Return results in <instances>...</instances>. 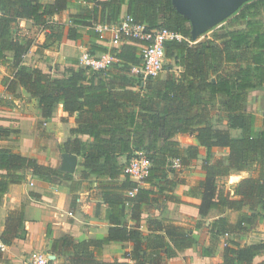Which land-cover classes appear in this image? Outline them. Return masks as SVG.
Instances as JSON below:
<instances>
[{
  "label": "trees",
  "instance_id": "trees-1",
  "mask_svg": "<svg viewBox=\"0 0 264 264\" xmlns=\"http://www.w3.org/2000/svg\"><path fill=\"white\" fill-rule=\"evenodd\" d=\"M44 1L0 0V67L10 71L2 80L6 98H0V105L8 99H22L19 90L23 89L26 100L37 102L43 118H52L59 106L70 117L77 115L78 126L72 134L88 136L90 141L76 137L59 145V150L79 157L84 167L82 178L94 175L106 179L100 182L99 189L108 206L106 220L110 224L108 235L102 240L76 243L70 236L55 239L51 249L54 254L67 257L65 264H170L179 251L194 248L197 241L192 233L172 221L150 219L148 233L141 231V222L147 206L173 198L164 193L166 189L160 183L173 167V161L179 160L182 168H188L198 160L201 148L206 150L201 166L203 179L191 189L200 200L199 215L205 219L220 207L241 211L235 225L226 218L214 221L210 229L212 238L229 235L226 239H233L237 229L263 217L264 119L261 129L256 131V117L246 109L251 95L264 90V0L246 3L210 31L209 41L199 43L192 40L191 23L176 11L172 0ZM72 2H82L87 7L83 13L71 15L74 21L67 31L68 40H83L78 27L118 24L123 8L128 6L127 14L137 24H145L148 30L165 28L188 39L165 43L166 60L181 72L170 71L165 79L159 77L143 83L140 76L132 74V68L142 64L139 48L131 43L119 48L99 46L96 40L107 42L108 38L96 31L90 53L112 54L116 61L107 71L79 65L77 69H67L63 77H56L25 65L34 46L41 51L52 48V36L66 26L48 20L62 15ZM23 21L27 26L49 30L41 45H36L28 27L20 25ZM219 99L223 100L221 117L227 130L216 128L213 123L212 111ZM233 130L241 135L233 136ZM14 133L0 127V139ZM190 134L197 145L181 148L176 137ZM215 150L226 151L227 159L213 161ZM137 152L144 153L152 162L144 179V184L151 188H143L125 172ZM122 156L127 157L126 164H120ZM235 171L258 172V176L241 180L232 199L220 193L218 180ZM27 172L55 183L74 179L61 170L40 165L35 158L0 148V206L11 186L27 182ZM130 192L135 195L129 196ZM127 206L134 224L125 221ZM25 223L23 210L10 212L0 242L12 246L15 241L26 239ZM112 242L132 244L123 255L125 261L100 260L104 247ZM238 244L234 239V244L224 250L220 264H255L257 257L264 256V242ZM201 254L211 257L212 250L203 247ZM0 263L12 264L4 258L2 249ZM257 264H264V260Z\"/></svg>",
  "mask_w": 264,
  "mask_h": 264
},
{
  "label": "crops",
  "instance_id": "crops-1",
  "mask_svg": "<svg viewBox=\"0 0 264 264\" xmlns=\"http://www.w3.org/2000/svg\"><path fill=\"white\" fill-rule=\"evenodd\" d=\"M81 3L72 2L64 13L74 14V9ZM127 11L128 6H125L122 17L127 15ZM23 22L26 23L25 21ZM79 32L85 34L82 31ZM93 37L94 33H91L90 42H87L86 37H84L81 40L82 42H78V45H76L77 42L72 41L74 46H78L79 51L78 49L71 51V49L62 48L59 52H53L52 55L60 58V62L64 63L63 66L77 69L85 48L87 45L91 46L94 42ZM96 43L103 47H106L107 44L106 41L101 39L96 40ZM38 45H41V43H38ZM44 51L49 53L51 50ZM66 51H69V53H66ZM38 53H40L38 46H34L25 58V65L42 69L44 72L51 73L56 77H63L66 74V71L64 73L62 71L56 72L52 66L47 70L44 69L42 64L37 62L39 61ZM97 55H101V53H97ZM32 56H34V63L31 62ZM4 69L5 67H0V70ZM178 70L181 71L179 68ZM167 75L163 76L162 79H165ZM5 76H7L5 72L0 75V98H6L5 89L2 86V80ZM19 93L22 99H8L4 101V104L0 105V127L16 131L8 138L0 139V148H10L25 157L35 158L40 165L60 170L62 153L59 150V145L70 139L74 140L76 137L84 142H89V137L72 134V130L78 126L76 123L77 115L70 117L64 112L63 107L59 106L52 118H43L37 102L32 100L30 103V101L26 100V94L23 89H20ZM42 127L45 128L47 133H43L42 130L44 128ZM179 136L177 137L179 138ZM53 145H57L58 150L53 148ZM191 145H197V142L193 141ZM202 149L200 150L202 151ZM119 162L120 164H126L127 157H120ZM79 168L82 170L81 178L76 177L78 174L76 172ZM174 168H181L177 172L186 169L182 167ZM83 171L84 167L80 164L79 159L76 172L70 174L74 177L72 181L58 180L56 183L43 181L35 178L31 172H27L26 183L10 187L0 206V234L5 229V221L9 213L23 210L25 212L27 235L26 239L17 240L12 246H4L0 242L5 259L12 264H22V260L27 253L33 250H42L43 248L50 250L52 249L53 241L64 236H70L76 243H80L90 240H102L108 235L110 229V224L106 220L108 206L104 203L99 189L100 182L106 181V179L98 178L94 175L84 179L82 178ZM169 172L172 173L173 169H169ZM91 177H95V179H91ZM202 179L203 175L199 171L197 180ZM87 180H93L95 184L89 185L86 183ZM121 180H125V177H122ZM187 183L188 181H182L177 184L176 188L172 186L176 185V183L162 184V187L166 189L164 193L168 197L173 198L171 200H161L145 208L142 216L141 231L148 233V221L150 219L172 221L177 226L191 232L197 244L192 249L179 251L178 256L170 260V264H220L222 262L220 251L215 253V250L213 251L209 247L212 244L211 233L209 232V235H207L205 234V229L201 228L200 221L203 218L199 215L198 210L200 200L192 192H187L189 190ZM182 185L185 186L183 187ZM141 186L143 188H151V186L145 184ZM130 215L131 211L129 206H127L125 221L134 224ZM205 226L209 227L210 224ZM49 235L50 237L47 238ZM237 242L241 241L237 240ZM203 247H208L212 250L211 257L202 256L201 250ZM131 248V243L112 242L104 247L100 260L103 262L125 261L123 255ZM41 253H46L50 259L52 257L56 258L59 264H65L68 259L65 256L59 258L60 255L51 256L48 252ZM60 259L65 260L62 261ZM263 260L264 257L259 256L255 259V264ZM130 263L133 264L132 262Z\"/></svg>",
  "mask_w": 264,
  "mask_h": 264
},
{
  "label": "rangeland",
  "instance_id": "rangeland-1",
  "mask_svg": "<svg viewBox=\"0 0 264 264\" xmlns=\"http://www.w3.org/2000/svg\"><path fill=\"white\" fill-rule=\"evenodd\" d=\"M52 0H45L44 2H51ZM79 7V8H78ZM78 7L74 9V14H69V13H64L63 15L59 16V17H55V18H51L50 23L54 24V25H62L64 24L66 27H64L63 30L60 31V29H57V31L54 33V35L52 36V40L55 42L52 46V48H50L49 50H51L49 53H46L44 50L41 51L40 49L38 51H40V53H38L39 55V61H37L38 63L40 62L43 66L44 69H48L49 67H54L56 72H65L67 71V66H63V62H60V58L53 56L52 53L53 52H59L60 49L62 48H66V49H71V51L78 49V46H74L72 41L68 40L67 38V31L68 28L72 25V21H74L72 19L71 15H76V14H81L84 12V10L86 9L87 5H85L84 3L78 4ZM20 25L22 27H28V32L31 36L35 37L36 40V45H38V43L42 44L43 41H45V35L46 33H50L49 30H43V27H36L33 26L32 24H29V26L26 25V23L21 22ZM89 28V29H88ZM79 31H82L84 35V37H86V41L90 42V34L91 33H95V28L92 27H87V26H82V27H78L77 28ZM61 39H57L59 36H61ZM212 33L208 32L202 36H200L198 38L197 41H195V43H199V42H206L209 41V39L211 38ZM104 37L108 38V41H110L112 39L111 35L109 34H104ZM80 42V41H78ZM78 42L76 45H78ZM82 42V41H81ZM87 48V49H86ZM85 48V51L90 53V45H87V47ZM79 51V49H78ZM69 53V51H66V53ZM33 57V58H32ZM31 57V62L34 63V56ZM61 57V56H59ZM72 57V56H71ZM80 63V62H79ZM80 65V64H79ZM4 68V67H3ZM170 71H173L175 73H180L181 71L178 70L177 67H175L174 63L170 60H166L165 61V72L164 74H162L161 77L167 75ZM4 72L6 74H9L10 71H8V69L5 67L4 70H0V75H3ZM130 77V76H129ZM131 78V77H130ZM132 82L137 84V80L131 78ZM222 99H219L217 105L214 107L213 111H212V116H213V123L216 126V128L222 129V130H227V123L226 121L221 117V103H222ZM12 102V101H10ZM32 101H30L31 103ZM9 104V102H8ZM33 104V103H32ZM12 105H14V103H12ZM246 112L248 114H252L256 117V131H259L261 129L262 126V120L264 119V90H258L256 92H254L249 100V103L247 105V109ZM44 128V127H42ZM43 133H47V131L42 130ZM232 135L233 136H240L241 132L238 130H233L232 131ZM52 138V137H51ZM176 139H178L177 141L179 142L181 148L185 149L188 146H190L193 141L195 142V138L192 134L190 135H182L179 136V138L177 137ZM53 148L58 150V146L57 145H53ZM203 151V152H202ZM202 151L200 150V155L197 161L193 162V165H191L190 167L186 168L183 171L177 172V170H180L181 168H174L172 166H170L169 169H173V172H167V174L160 179L162 184H166V183H170L172 182L173 184L176 183V185H172L174 188H176L177 184L182 182V181H188L187 186H188V191L187 192H191V189L193 187V185H195L197 183V177H198V172L201 171L200 167L202 166V162L206 156V150L202 149ZM228 155L227 152L224 150H215L214 151V160L216 161L217 159H227ZM81 168L78 169V171L76 172V177L81 178ZM181 174V175H180ZM258 176V172H253V173H249V172H233L232 175H230L229 177H225V178H221L218 180V189L220 191V193L224 196H229L230 198H234V190L236 188V186L239 184V182L245 178H250V177H257ZM91 179H95V177H91ZM84 183V182H82ZM87 184L89 185H94V181H90L87 180L86 181ZM183 187L185 185H182ZM247 209H243L242 211H246ZM241 211H235V210H230L228 208H222L220 207L219 209L213 210L210 215L205 218L202 219V221H200L201 223V228L205 229V234L209 235L210 229L212 224L214 223V221H216L219 218H226L229 223L235 225L238 221V217L240 215ZM193 223V222H192ZM207 224H210V226H205ZM237 235H235V237L233 239H229L227 240L226 238L221 237H214L211 238L212 244L211 246H209L213 251L215 250L216 252L220 253V257L221 259L223 258V254H224V250L229 247V245H232V243L234 244V239L240 240L241 242H238V245H246L248 243L251 242H264V215L262 218L257 219L254 221V223L252 225H247L245 226L243 229L239 230L237 229ZM50 235L47 237L49 238ZM48 250V249H47ZM46 248H43L42 250H38L40 252H48L51 256H59V255H55L51 249L47 251ZM36 251H31L29 253H27L26 257L22 260V264H27L29 263L31 254L34 252H38ZM64 256V255H62ZM62 256H59V258H61ZM264 257V256H262ZM59 260V259H58ZM60 260H65V259H60ZM51 263L50 264H59V262L57 261L56 258H51ZM216 263V262H215ZM217 264V263H216Z\"/></svg>",
  "mask_w": 264,
  "mask_h": 264
},
{
  "label": "built area",
  "instance_id": "built-area-1",
  "mask_svg": "<svg viewBox=\"0 0 264 264\" xmlns=\"http://www.w3.org/2000/svg\"><path fill=\"white\" fill-rule=\"evenodd\" d=\"M100 34H109L112 39L107 41V48H119L124 43L136 45L140 51L142 64L132 68V74L140 76L142 82L148 79H156L165 72V43L173 40H187L181 34L170 31L165 28L148 30L145 24H137L135 19L130 15L122 17L116 25H97L94 27ZM115 58L110 53L101 55H91L84 51L80 57V66L91 68L95 71H107L115 62ZM173 167H181L180 161H173ZM152 168V162L142 152H137L132 157L125 169L130 179L140 185L144 184V179L148 177ZM135 192H130L129 196L133 197ZM229 235H226L228 238ZM1 249V246H0ZM50 257L46 253L34 252L31 254L27 264H50Z\"/></svg>",
  "mask_w": 264,
  "mask_h": 264
},
{
  "label": "water",
  "instance_id": "water-1",
  "mask_svg": "<svg viewBox=\"0 0 264 264\" xmlns=\"http://www.w3.org/2000/svg\"><path fill=\"white\" fill-rule=\"evenodd\" d=\"M251 1L253 0H172V4L191 23L192 40L195 42L200 36L221 26ZM78 164L77 155L65 153L62 154L60 170L74 174Z\"/></svg>",
  "mask_w": 264,
  "mask_h": 264
}]
</instances>
